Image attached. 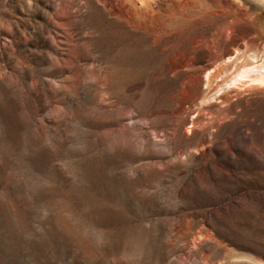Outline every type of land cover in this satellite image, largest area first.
Wrapping results in <instances>:
<instances>
[{"label":"rangeland","instance_id":"rangeland-1","mask_svg":"<svg viewBox=\"0 0 264 264\" xmlns=\"http://www.w3.org/2000/svg\"><path fill=\"white\" fill-rule=\"evenodd\" d=\"M104 1L0 0V264H264V0Z\"/></svg>","mask_w":264,"mask_h":264},{"label":"bare ground","instance_id":"bare-ground-1","mask_svg":"<svg viewBox=\"0 0 264 264\" xmlns=\"http://www.w3.org/2000/svg\"><path fill=\"white\" fill-rule=\"evenodd\" d=\"M140 2H141V5L143 7H145L144 6L145 2L144 1L142 2V0H140ZM130 3H131V1L129 2V0H106V1H104V4L110 10V13H111L110 15L112 17H114V19H116L118 21H122L128 25H130V21L135 16H140L144 12L143 7H141L140 11H136L135 9H131V8H133V6L130 5V9H129V7H127V6H129ZM131 4H133V3H131ZM208 66H211V65H208ZM253 72H254V69H252V68L245 69L239 75L236 76V78L234 79L235 80L234 84L244 85L243 83L245 81L251 82V83L253 81H256V79L251 78V75L253 74ZM207 74H210V72ZM258 76L263 77L261 75H258Z\"/></svg>","mask_w":264,"mask_h":264}]
</instances>
